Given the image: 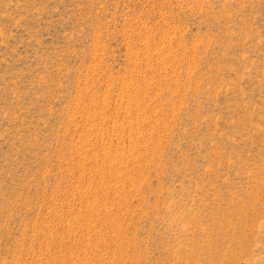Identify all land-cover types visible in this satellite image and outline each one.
Listing matches in <instances>:
<instances>
[{"label": "rangeland", "instance_id": "374dc122", "mask_svg": "<svg viewBox=\"0 0 264 264\" xmlns=\"http://www.w3.org/2000/svg\"><path fill=\"white\" fill-rule=\"evenodd\" d=\"M0 264H264V0H0Z\"/></svg>", "mask_w": 264, "mask_h": 264}, {"label": "bare ground", "instance_id": "6f19581e", "mask_svg": "<svg viewBox=\"0 0 264 264\" xmlns=\"http://www.w3.org/2000/svg\"><path fill=\"white\" fill-rule=\"evenodd\" d=\"M246 218V217H245ZM245 221V220H244ZM251 221V220H250ZM246 223V222H245ZM245 230H246V228H245ZM213 245V244H212Z\"/></svg>", "mask_w": 264, "mask_h": 264}]
</instances>
